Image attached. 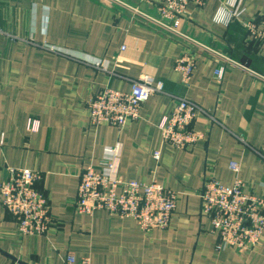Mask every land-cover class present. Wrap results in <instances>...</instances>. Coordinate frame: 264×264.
Segmentation results:
<instances>
[{
  "label": "crops",
  "instance_id": "0c3cea01",
  "mask_svg": "<svg viewBox=\"0 0 264 264\" xmlns=\"http://www.w3.org/2000/svg\"><path fill=\"white\" fill-rule=\"evenodd\" d=\"M222 2L189 4L181 24L189 39L137 12L159 16L155 5L141 0H0V184L10 167L41 171L37 187L53 221L46 234H20L0 190V264H64L70 252L93 264H264V238L252 250H217L218 234L202 213L205 180L232 184L231 161L241 163L245 191L264 197V79L204 47L264 76V47L243 25L264 21V0H244L242 19L229 24L214 21ZM188 52L197 66L185 86L175 60ZM99 60L105 69L91 64ZM220 63L227 66L222 81L214 75ZM142 73L214 117L200 113L192 125L204 139L185 150L163 142L159 123L175 107L163 93L151 96L141 117L122 129L91 124V95L107 86L130 91ZM117 145L122 177L157 180L178 193L166 229L145 232L133 218L76 210L83 171L100 167L107 148Z\"/></svg>",
  "mask_w": 264,
  "mask_h": 264
},
{
  "label": "built area",
  "instance_id": "2783aa9c",
  "mask_svg": "<svg viewBox=\"0 0 264 264\" xmlns=\"http://www.w3.org/2000/svg\"><path fill=\"white\" fill-rule=\"evenodd\" d=\"M157 7L159 16L155 17L137 12L157 26L180 37L189 38L182 30L181 24L188 14V6L195 3L203 6L207 0H141ZM244 0H223L214 16L217 23L229 24L233 20H241L245 11ZM248 32L264 47V21L260 24L244 21ZM53 51L62 52L59 48L45 44ZM225 63L235 64L250 71L259 78L264 76L234 61L219 51L210 49ZM64 53V52H62ZM79 61H90L64 53ZM91 64L104 68L103 63L93 61ZM197 66L196 56L188 52L175 60V70L180 73L181 81L190 86ZM105 69V68H104ZM227 70L226 64L220 63L215 70V78L222 81ZM163 93L175 101L172 112L159 123L163 142L176 149H190L205 138L204 131L192 127L200 113L214 118L196 102L172 95L165 90L164 82L156 80L149 73H142L132 79L130 91H121L105 87L91 95L87 101L90 122L94 126L109 123L122 129L129 121L141 117L143 104L153 95ZM32 122V129L35 128ZM3 143V139L1 140ZM120 146L108 147L106 156L100 167H87L78 185L75 207L79 213L93 215L97 210H106L110 214L122 218H133L143 231L157 227L166 229L177 206L176 191L166 189L157 180L140 182L127 180L119 174L118 161ZM161 151L154 153L159 160ZM229 168L235 174L232 184H225L216 177L207 178L200 193L202 213L210 219L213 232L218 234L217 250L231 247L237 251L252 250L264 238V197H257L245 191L246 183L241 177V163L231 161ZM43 173L36 169L10 167L8 177L0 184L3 206L17 217L18 231L22 235H43L51 230L53 221L50 204L46 194L37 187ZM64 264H93L91 257L77 258L70 252Z\"/></svg>",
  "mask_w": 264,
  "mask_h": 264
}]
</instances>
